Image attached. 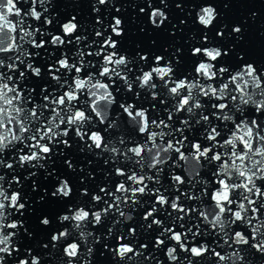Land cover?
<instances>
[{
	"label": "snow or ice",
	"instance_id": "6c2138e0",
	"mask_svg": "<svg viewBox=\"0 0 264 264\" xmlns=\"http://www.w3.org/2000/svg\"><path fill=\"white\" fill-rule=\"evenodd\" d=\"M110 2L94 0L97 18L84 34L76 15L63 22L53 15V0H0V264H44L62 241L59 264H92L102 239L116 264H165L158 255L165 248L168 264H253V250L264 256V68L241 53L225 61L234 49L213 46L207 31L199 40L191 34L200 46L190 45L198 58L190 63L181 47L130 58L114 38L124 35L123 19L101 18L100 6ZM140 2L154 28L169 21L168 0ZM176 7L183 11V0ZM218 15L202 4L194 23L211 29ZM232 32L243 39L241 26ZM32 77L44 81L39 91ZM73 131L86 145L80 151L110 170L98 191L83 188L65 205L51 250L34 254L20 246L33 237L26 219L35 211L24 183L35 191L41 169L54 176L49 162L65 155L59 145L73 146ZM65 163L76 171L71 159ZM55 179L51 196L71 200L70 181ZM141 210L142 222L129 226ZM106 221V234L92 230Z\"/></svg>",
	"mask_w": 264,
	"mask_h": 264
},
{
	"label": "water",
	"instance_id": "95a60500",
	"mask_svg": "<svg viewBox=\"0 0 264 264\" xmlns=\"http://www.w3.org/2000/svg\"><path fill=\"white\" fill-rule=\"evenodd\" d=\"M178 2H180V0H168L169 7L164 10L169 16V21L158 29L151 25L148 15L139 13V8L145 7L140 0H114V6L111 2L109 6H100V15L106 23L110 21L111 15H119L123 19L124 35L114 38L120 40V50L123 53H127L130 58L136 57L137 53L148 54L150 58L157 54L167 55L165 49L173 51L174 47H181L184 50V56L181 57V59L186 63H190L198 59L197 57L191 56L190 45L195 44L196 46H200L196 40L189 39L191 34L196 32L197 40H199L203 32L207 31L213 46L221 47L223 50L234 49L230 52L229 56L224 57L225 61H235L237 53H241L249 62H254L257 67L264 68V0H199V3H197L196 0H183V11L176 7V3ZM193 3L196 4L195 9L190 7ZM208 3L212 4V6L217 9L219 15L211 29H203L199 24L194 23V21L196 20V11L199 7L202 4ZM93 4L94 0H53L50 10L54 16L56 13H59L57 19L61 22L70 18L72 15H76L82 28L87 29L84 34H87L92 31L89 25L94 24L97 18V14L93 11ZM19 6L27 10L29 5L20 3ZM157 6L163 7V5L159 4ZM116 7H120L122 11L116 13ZM189 11L192 12L191 17L187 16ZM148 12L150 13L151 9H148ZM182 19L188 20L187 27L180 24ZM173 25H177L178 28L174 29ZM224 25H227L226 29L223 27ZM235 26H241L243 28L242 40H238L237 34L232 32V28ZM52 28L56 29L58 34H62L55 20ZM220 30H224L225 32L223 38L216 35ZM108 31L110 32V29ZM171 31H175L176 34L174 36L171 35ZM153 41H155V44L152 43ZM29 83L32 86H36L37 91H39L38 86L42 85L44 81L32 77ZM71 142L73 143L71 148H64L63 145H59V147L55 149L56 152L63 151L65 155H56L53 157L54 163L49 162L48 170H56L53 177L46 179V173L41 169L38 175L33 177L38 185L37 190H32L31 180L25 181L24 183L23 193L28 197L29 201H31L29 207H34L35 211L28 214L26 219V226L29 231L33 233V237L29 238L25 235L24 241L20 246L22 249L32 248L34 254L40 253L43 255L51 250V235L62 230L63 227L59 224L58 216L65 211V205L75 202L79 196L80 190L83 188H88L90 192L98 191L96 186H103L106 182L105 173L110 170L108 165L104 164L103 158L98 159L93 153L80 151V148H86V145L74 136V131ZM104 158L107 157L105 156ZM69 159H71L72 163L75 165L76 171H72L67 167L65 161ZM90 161L91 163H89ZM81 168H83V171H80ZM55 176L66 178L70 181L74 189L71 200L53 198L51 196V192L59 184ZM10 177L11 174H9V178ZM21 178L23 179V177ZM81 178H83V182H81ZM112 178L114 179L115 177L113 176ZM45 189L48 190L47 196H45L44 193ZM41 196H45L43 201H39V197ZM83 199L88 200L89 197H83ZM142 212L143 210L136 214L137 221L129 226H137L139 222H142L140 220ZM45 216L52 221L50 226H44L40 223V220ZM20 218L24 219V217ZM107 226L108 221L105 222L104 226H97L92 230L97 234H106ZM21 232H23V229ZM107 242L108 241L102 239L101 243L95 245L96 251L92 258V264H116L111 252L103 247V244ZM141 242H147V239H142ZM43 243H49L48 250L42 248L41 245ZM64 244L65 242L62 241L59 246V251L52 250L51 256H45L44 264H59ZM112 246L114 247L115 243H113ZM151 247L152 244H150V248ZM165 252L166 248L158 255L164 260L165 264H168L167 258L164 255ZM253 253V264H260V262L264 260V256L255 253V250H253ZM21 255H23V252ZM64 259L66 260L67 258L65 257ZM116 260H118V257ZM41 264H43V261H41Z\"/></svg>",
	"mask_w": 264,
	"mask_h": 264
}]
</instances>
